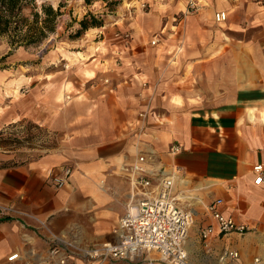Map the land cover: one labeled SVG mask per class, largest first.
<instances>
[{"label":"crops","instance_id":"1","mask_svg":"<svg viewBox=\"0 0 264 264\" xmlns=\"http://www.w3.org/2000/svg\"><path fill=\"white\" fill-rule=\"evenodd\" d=\"M166 3L179 8L176 0ZM212 4L226 12L224 21L210 13L180 15L179 32L167 29L165 46L160 39L143 42L130 22V44L122 48H112L114 38L110 48H92L85 35L70 40L73 48L51 49L41 63L4 61L1 124L30 120L59 140L33 159L0 165V264H48L54 234L81 248L116 241L118 220L132 200L123 168L138 154L150 156L151 167L180 169L173 190L199 220L185 242L192 264H213L227 247L238 250L246 264L254 256L264 260V185L254 184L252 172L264 162V1ZM170 16L175 18L167 12L162 19L169 22ZM239 19L254 20V29ZM204 49L217 55L201 61ZM205 65L209 74L201 82ZM172 143L181 151L171 153ZM65 167L72 173L56 189L50 176ZM219 197L222 213L253 230L216 234L207 252L198 230L214 222L207 205ZM14 252L18 258L8 261Z\"/></svg>","mask_w":264,"mask_h":264},{"label":"built area","instance_id":"2","mask_svg":"<svg viewBox=\"0 0 264 264\" xmlns=\"http://www.w3.org/2000/svg\"><path fill=\"white\" fill-rule=\"evenodd\" d=\"M188 3L189 7L197 6L195 0H188ZM226 15L224 10L216 11L214 20L224 21ZM120 35L127 43L129 32H122ZM116 36H119V33H116ZM157 40L152 39L151 44H155ZM104 81L108 82L107 79ZM169 151L178 153L181 146L172 143ZM151 159L150 156L138 154L131 164L123 168L132 185V200L118 220L117 240L81 248L74 244L73 240L64 241L54 234L49 237L50 243L46 253L48 264H76V257L89 264L139 258L142 259L141 264H192L185 242L194 222V212L173 190L174 180L180 169L176 167L175 170L167 171L163 167H151ZM252 172L254 184L264 185V162L255 163ZM71 173L72 168L65 167L61 174L50 176L51 184L56 189L63 187ZM222 204L223 199L219 197L207 205V211L214 222L198 230L199 239L207 252L211 250V240L216 234H244L253 230L248 224L222 213ZM46 230L53 234L48 228ZM16 258L18 253L14 252L7 260ZM216 260L213 264H246L240 261L238 250L228 247L217 254ZM248 264H264V260L254 256Z\"/></svg>","mask_w":264,"mask_h":264},{"label":"rangeland","instance_id":"3","mask_svg":"<svg viewBox=\"0 0 264 264\" xmlns=\"http://www.w3.org/2000/svg\"><path fill=\"white\" fill-rule=\"evenodd\" d=\"M117 5L107 6L104 0H93L90 3H86L84 0H38V2L51 3L54 7L61 4V16L58 19V24L55 32L51 34L43 43L38 46H30L27 48L19 47L13 50L8 55L9 57L2 58L9 50L6 40L0 37V67H6L4 61H15V63H29L37 62L41 63L43 56H47L51 49L54 48H73L70 45L71 39H80L85 35L89 39V44L92 48H110V38H114L117 45L112 48H122L130 44L131 40V27L128 23L133 22L138 32H141L140 36L143 38V42L147 41L148 44L152 39H160V43L165 46L164 38L167 29L176 33L178 28L175 26L180 15L191 14V13H210L212 18L217 11L212 4V0H195L197 6L195 8L189 7L188 0H176L178 8L175 11L174 7H169L166 0H118ZM230 1V0H229ZM264 0H248V2H254L257 5ZM174 3L175 0H170ZM252 5V4H251ZM219 11V10H218ZM91 12L96 16L102 18V25L99 27L88 28L78 38H70L69 35L73 34L78 28L77 21L80 20L84 14ZM167 12L174 13L175 18L171 17L170 21L167 22L164 19V14ZM163 18V19H162ZM241 18V16H240ZM251 19V17H250ZM240 25L243 27L254 29L252 23L254 20L239 19ZM149 27L146 28L145 25ZM128 26V27H126ZM256 27H262L256 25ZM146 29V30H145ZM96 30L94 34H90L91 31ZM164 30V31H163ZM122 32H129L130 37L128 42L121 38ZM179 32V31H178ZM119 33V36H116ZM174 35L172 38L175 40ZM104 39V40H103ZM176 43V42H175ZM151 44V43H150ZM76 48V47H75ZM220 48H218L219 50ZM186 48L182 49L181 55L187 57ZM217 55V50L210 51L204 49L201 53V61L208 62L211 56ZM44 56V57H45ZM180 57V56H179ZM188 59V58H186ZM214 61L217 58H212ZM224 60V56L220 60ZM16 65V64H14ZM10 63L11 67H14L12 72L15 73L16 66ZM44 65V63H43ZM9 66V67H10ZM206 66V68H204ZM201 69V82L205 81L209 74L208 65H205ZM23 70V68H21ZM206 75V76H205ZM204 88V86H202ZM0 122V131L2 136L5 138L3 145L0 146V165L1 166H14L22 161L33 159L45 151L51 149L58 144V136L49 131L46 127H36L34 122L30 120H20L6 125H2ZM196 221L190 232L194 233V230L198 227V217L194 218ZM63 240L62 235H56ZM72 240V239H66ZM105 263V262H103ZM96 264V263H92ZM102 264V263H101Z\"/></svg>","mask_w":264,"mask_h":264},{"label":"trees","instance_id":"4","mask_svg":"<svg viewBox=\"0 0 264 264\" xmlns=\"http://www.w3.org/2000/svg\"><path fill=\"white\" fill-rule=\"evenodd\" d=\"M90 3L93 0H84ZM107 6L117 5L118 0H104ZM61 4L54 7L51 3L38 2V0H0V37L6 40L9 50L5 56L10 55L19 47L38 46L44 42L57 28L61 16ZM78 28L70 38H78L91 27L102 25V18L87 12L77 21ZM38 127L37 123L34 124ZM5 138L0 131V146ZM2 219H8L7 217Z\"/></svg>","mask_w":264,"mask_h":264},{"label":"bare ground","instance_id":"5","mask_svg":"<svg viewBox=\"0 0 264 264\" xmlns=\"http://www.w3.org/2000/svg\"><path fill=\"white\" fill-rule=\"evenodd\" d=\"M15 85L17 86V82H15Z\"/></svg>","mask_w":264,"mask_h":264}]
</instances>
